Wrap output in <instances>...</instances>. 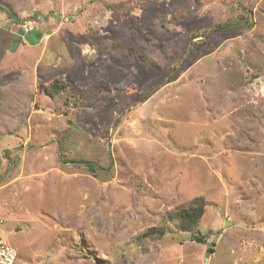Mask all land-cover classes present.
<instances>
[{
	"label": "rangeland",
	"instance_id": "1",
	"mask_svg": "<svg viewBox=\"0 0 264 264\" xmlns=\"http://www.w3.org/2000/svg\"><path fill=\"white\" fill-rule=\"evenodd\" d=\"M0 220L17 264H264V0H0Z\"/></svg>",
	"mask_w": 264,
	"mask_h": 264
},
{
	"label": "trees",
	"instance_id": "2",
	"mask_svg": "<svg viewBox=\"0 0 264 264\" xmlns=\"http://www.w3.org/2000/svg\"><path fill=\"white\" fill-rule=\"evenodd\" d=\"M219 29H228V30H235L239 27V22L232 21V22H226L224 24L217 26ZM198 36L193 34L191 36V39H195ZM32 40L36 41L35 34L32 35ZM62 88L61 85L58 84H52L49 86V88L46 90L47 93L50 95L58 93V90ZM67 163L72 164H78L83 165L89 172L94 173L97 170H101L100 168L96 167L92 162L86 161V160H66ZM204 201L201 198L194 199L191 204L187 208H182L178 211H176L172 216L177 222V228L179 231L187 232L191 234L190 238L191 241L196 243H204V236L201 235L198 230L197 226L199 224V221L204 213ZM164 231L162 229H149L144 234L143 237H161L163 236ZM214 243H211V247L213 248ZM212 248H208V253H213Z\"/></svg>",
	"mask_w": 264,
	"mask_h": 264
},
{
	"label": "built area",
	"instance_id": "3",
	"mask_svg": "<svg viewBox=\"0 0 264 264\" xmlns=\"http://www.w3.org/2000/svg\"><path fill=\"white\" fill-rule=\"evenodd\" d=\"M33 30L34 27L31 22L25 23L24 26L22 27V38L32 33ZM16 257H17L16 250L5 242V240L2 237V233L0 232V264H17Z\"/></svg>",
	"mask_w": 264,
	"mask_h": 264
},
{
	"label": "water",
	"instance_id": "4",
	"mask_svg": "<svg viewBox=\"0 0 264 264\" xmlns=\"http://www.w3.org/2000/svg\"><path fill=\"white\" fill-rule=\"evenodd\" d=\"M39 37H40V36H39L38 34L35 36L36 39H38ZM206 257L208 258V254H207ZM205 264H207V260H205Z\"/></svg>",
	"mask_w": 264,
	"mask_h": 264
}]
</instances>
